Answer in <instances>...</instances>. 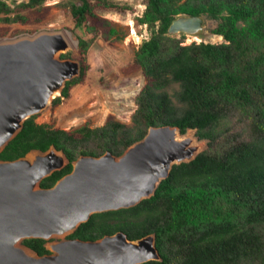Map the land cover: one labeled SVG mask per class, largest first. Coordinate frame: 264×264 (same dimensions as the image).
Listing matches in <instances>:
<instances>
[{"label": "trees", "instance_id": "obj_1", "mask_svg": "<svg viewBox=\"0 0 264 264\" xmlns=\"http://www.w3.org/2000/svg\"><path fill=\"white\" fill-rule=\"evenodd\" d=\"M45 1L12 7L0 0V21L25 22L20 11ZM64 6L75 27L95 16L93 0ZM181 14L217 19L211 32L224 41L185 44L184 34L169 35V25ZM137 21L152 34L135 51L147 82L136 96L132 124L111 119L69 131L37 123L33 115L0 159L14 160L51 145L62 150L68 163L42 179L41 186L48 188L70 173L81 155H121L151 126H177L181 133L196 129L207 147L193 160L174 164L154 195L129 208L95 213L68 237L96 240L123 231L135 240L154 234L161 259L141 264H264V0H146ZM91 43L80 38V52ZM84 70L66 82L55 104L69 96ZM173 84L179 89L170 94ZM45 241L23 243L43 255L50 253Z\"/></svg>", "mask_w": 264, "mask_h": 264}, {"label": "water", "instance_id": "obj_2", "mask_svg": "<svg viewBox=\"0 0 264 264\" xmlns=\"http://www.w3.org/2000/svg\"><path fill=\"white\" fill-rule=\"evenodd\" d=\"M180 19L188 29L181 28L179 33L203 30L202 15L181 14L169 25V35L178 34L175 26ZM68 48L60 31L0 42V152L26 119L61 95L66 82L79 74V61L60 58ZM207 142L196 136V129L181 133L177 126H151L121 155L109 151L98 157L81 155L73 161L72 171L48 188L41 186L42 179L68 163L62 150L51 145L46 151L32 149L14 160L0 159V264L160 260L154 234L135 240L123 231L96 240L68 236L95 213L129 208L150 198L174 164L193 160ZM35 151L51 155L37 181L33 168L24 163ZM28 238L45 239L50 253L39 255L23 243ZM106 238L111 241L105 242Z\"/></svg>", "mask_w": 264, "mask_h": 264}, {"label": "rangeland", "instance_id": "obj_3", "mask_svg": "<svg viewBox=\"0 0 264 264\" xmlns=\"http://www.w3.org/2000/svg\"><path fill=\"white\" fill-rule=\"evenodd\" d=\"M5 1L14 7L28 0ZM107 1L112 6L93 0L95 16H89L82 28L75 27L74 17L64 6V3L71 2L81 4L82 0H46L40 7L20 11L27 17L25 22L0 21V42L41 32H62L69 48L60 54V58L79 61L80 72L74 78L81 76L82 68H85L81 81L70 87L69 96L62 97L58 104L53 102L55 98L52 99L35 114V122L69 131L86 124L100 126L111 119L132 124V114L137 107L136 96L147 82L142 69L134 61L135 51L152 34L151 28L137 21L146 8V0ZM202 16L204 27L201 32L171 36L184 34L185 44L224 41L223 37L220 39L216 36L218 34L211 32L218 20ZM130 21H133L139 41L132 38ZM80 38L92 40L85 53L80 52ZM62 54L68 56L62 57ZM178 89V84H173L168 91L172 94Z\"/></svg>", "mask_w": 264, "mask_h": 264}, {"label": "bare ground", "instance_id": "obj_4", "mask_svg": "<svg viewBox=\"0 0 264 264\" xmlns=\"http://www.w3.org/2000/svg\"><path fill=\"white\" fill-rule=\"evenodd\" d=\"M130 22H131L130 33L132 35V38H134L136 41H139L140 37L135 29L133 21H130ZM185 23L186 21H184L183 19H180L175 26L177 29L175 33L183 32L181 28H184V29L186 28ZM184 33L195 34V35L197 34V33H192L189 31L184 32ZM216 36L220 39L222 38L221 35H216ZM27 37H32V36H27ZM195 39H198V37L195 36ZM50 158H51L50 154H47V153L45 154V153H40V152L35 151V152H31L24 159V163L28 164L31 168H33L34 178L36 179V181L40 179L39 176L41 175V173L46 171L47 166H49L48 163L50 162ZM109 241L111 240L109 238H106L105 242H109ZM50 247H55V246L50 245Z\"/></svg>", "mask_w": 264, "mask_h": 264}, {"label": "flooded vegetation", "instance_id": "obj_5", "mask_svg": "<svg viewBox=\"0 0 264 264\" xmlns=\"http://www.w3.org/2000/svg\"><path fill=\"white\" fill-rule=\"evenodd\" d=\"M44 246L46 247V241H45V243H44ZM45 254H47V253H45Z\"/></svg>", "mask_w": 264, "mask_h": 264}]
</instances>
